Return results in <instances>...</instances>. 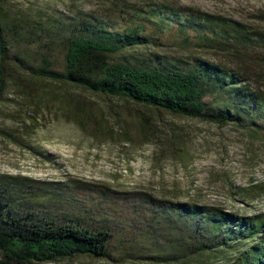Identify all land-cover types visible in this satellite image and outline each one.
<instances>
[{
  "label": "trees",
  "instance_id": "1",
  "mask_svg": "<svg viewBox=\"0 0 264 264\" xmlns=\"http://www.w3.org/2000/svg\"><path fill=\"white\" fill-rule=\"evenodd\" d=\"M28 35L38 57L11 50ZM168 39L188 50L255 49L264 64V31L167 2H120L101 16L81 11L44 26L0 17V100L16 72L18 80L74 86L264 136V90L249 74L192 52L148 49ZM131 49L144 51L135 55ZM34 182L0 173V264L82 255L152 264H264V214L145 193L125 196L104 185L73 184L70 192L44 194ZM251 190L242 189L243 199L254 196Z\"/></svg>",
  "mask_w": 264,
  "mask_h": 264
},
{
  "label": "rangeland",
  "instance_id": "2",
  "mask_svg": "<svg viewBox=\"0 0 264 264\" xmlns=\"http://www.w3.org/2000/svg\"><path fill=\"white\" fill-rule=\"evenodd\" d=\"M143 1L5 0L0 17L3 23L44 26L51 19L81 11L101 16L120 2ZM151 1L221 15L264 31V0ZM28 36L19 38L11 50L38 57L35 38ZM173 44L168 39L148 49L201 55L247 72L251 83L264 90V64L255 49L217 53ZM141 51L130 50L135 55ZM15 79L16 72L0 100V173L21 174L39 182L44 194L70 192L73 184L104 185L125 196L145 193L216 205L244 215L264 214V136L234 124L219 126L159 112L74 86ZM250 187L254 196L243 199L242 189ZM46 264L152 263L145 258L82 255Z\"/></svg>",
  "mask_w": 264,
  "mask_h": 264
}]
</instances>
